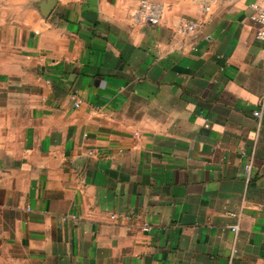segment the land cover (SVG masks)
<instances>
[{"label": "crops", "instance_id": "crops-1", "mask_svg": "<svg viewBox=\"0 0 264 264\" xmlns=\"http://www.w3.org/2000/svg\"><path fill=\"white\" fill-rule=\"evenodd\" d=\"M158 1L0 0V264H264L254 0Z\"/></svg>", "mask_w": 264, "mask_h": 264}, {"label": "built area", "instance_id": "built-area-1", "mask_svg": "<svg viewBox=\"0 0 264 264\" xmlns=\"http://www.w3.org/2000/svg\"><path fill=\"white\" fill-rule=\"evenodd\" d=\"M249 19L253 23L257 24L258 27L255 32V39L261 42L262 50L264 54V0H254L249 4ZM162 15V7L158 0H140L139 6L134 9L130 18L134 23L141 25H156L159 23ZM199 27V23L196 21H191L186 18H181L179 20V28L182 32L187 34H192ZM70 97L73 101L74 107H79L82 104V99L78 97L76 94L71 93ZM264 108V95L260 97L258 106L255 110H253L252 114L257 119V124H259V118L262 114V110ZM91 153V152H89ZM252 165V159H249L244 164V169L247 173L250 172ZM29 210V208H27ZM233 217H237L236 213L231 214ZM111 219L115 218V215L110 216ZM238 224L235 223L231 226L232 231H236ZM264 227V223H263ZM144 230H148L149 226L147 224L143 225Z\"/></svg>", "mask_w": 264, "mask_h": 264}]
</instances>
